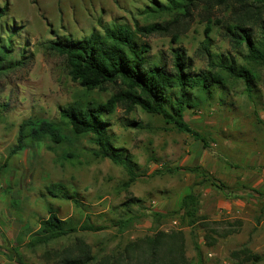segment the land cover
Wrapping results in <instances>:
<instances>
[{
  "label": "rangeland",
  "instance_id": "rangeland-1",
  "mask_svg": "<svg viewBox=\"0 0 264 264\" xmlns=\"http://www.w3.org/2000/svg\"><path fill=\"white\" fill-rule=\"evenodd\" d=\"M151 2L0 0V8L8 6L6 16L0 19V46L11 41L10 59L19 61L25 57L22 67L0 77V199H17L8 203L1 200L4 207L1 213L5 219H0V225L5 223L14 227L22 222L28 224L27 229L36 230L39 221L48 217V209H54L61 218L72 217L74 226L84 224L104 228L97 232L79 230L34 252L26 247L30 239L26 233L12 239L9 245L6 242L2 245L1 238L6 237L0 232V264H18V255L25 264H54L53 252L72 248L76 238L91 246L95 257L91 264H111L131 241L158 231L174 233L181 230L186 238L187 257L193 263L199 261L195 243L202 248L203 264H234L231 253L245 243H250L251 249L264 257V241L256 239L257 232L249 225L243 227L241 236L235 235L233 239H218L217 234L209 232L218 240L212 249L206 246L205 231L200 225L182 227L179 221L176 226L172 218H167L190 188L199 193L201 199H210L204 201L202 212L211 221L216 219L218 209L214 199H264V189L256 190L251 183L245 184L247 189L243 190L250 194L241 198L240 193L225 192L203 183L208 178L215 180L217 185L230 187L228 181L236 177L231 172L233 166L241 168L234 169L240 174L242 167L257 156L251 145L255 147L254 142L259 140L257 145L264 150V66L257 70V105L250 102L243 83L233 85L229 82V86L218 91L209 105L186 111L185 121L196 136L181 132L166 124L160 116L148 115L141 109L127 114L124 108L118 107L113 115L106 116L114 146L124 149L138 166L140 178L130 188L124 187L129 178L124 168L108 159L95 158L89 150L96 146L89 138L78 142L67 131L71 143L56 148V152L46 149V144L53 145L50 142L32 143L27 139L26 149L8 158L17 145L23 121L46 119L58 123L61 110L84 96L85 90L69 77L65 58L47 51L49 42L68 36L82 40L94 29L103 33V25L133 27L135 19L142 25L168 21V17H155L156 20L149 17L146 21L143 12ZM229 16V11L217 10L219 20H226ZM206 26L207 23L201 22L196 15L190 31L179 44H174L170 37L139 40L148 47V57L169 69L173 65L172 50L184 47L192 60L194 73H198L209 69L207 56L198 54L205 39ZM224 31L221 24L211 26L210 49L216 56L214 60L231 57L246 64V50L233 51L223 37ZM255 31L257 38L261 39V33ZM112 93L95 91L88 99L106 102ZM67 151H74L75 158L63 160L61 157ZM198 168L208 174L206 178L201 170L198 173L191 171ZM53 183H63L66 190L75 194L84 205L53 196L49 191ZM258 193L260 197L256 196ZM7 206L10 213L6 212ZM155 212L166 217L154 220ZM249 212L253 213L252 210ZM121 222H125V226L120 225ZM211 228L221 234L227 227L214 225ZM46 251L51 253L49 257L45 255ZM257 264H264V259Z\"/></svg>",
  "mask_w": 264,
  "mask_h": 264
},
{
  "label": "trees",
  "instance_id": "trees-1",
  "mask_svg": "<svg viewBox=\"0 0 264 264\" xmlns=\"http://www.w3.org/2000/svg\"><path fill=\"white\" fill-rule=\"evenodd\" d=\"M217 10L229 11L230 16L221 21L216 17ZM7 11L8 6L0 8V19L6 16ZM143 14L146 15V21L149 17L170 19L166 22L154 21L144 25L135 19L133 27L103 25V33L94 29L82 40L68 36L58 37L49 42L47 51L65 58L69 77L72 82L83 88L86 94L61 110V119L58 123L46 119L23 121L19 128L17 145L8 158L23 152L27 139L32 143L50 142L54 146L46 144V149L56 152V148L71 143L70 137L65 133L67 131L78 139V142L83 138H89L96 146L95 149L89 150L95 158L108 159L124 168L129 177L124 187L130 188L140 178L137 173L138 166L124 149L114 146L109 133V123L105 120V117L113 115L118 107L124 108L127 114L141 109L148 115L160 116L166 124L196 136L185 121L186 111L209 105L218 91L229 86V82L233 85L243 83L250 102L257 105L259 94L257 70L258 67L264 66V0H152L151 6L147 7ZM196 15L201 22L207 23L205 39L198 54L209 59L208 70L194 73L192 60L184 47L172 50V69L148 57V47L140 43V38L170 37L174 44H179L182 37L190 31ZM98 22L102 25V20ZM215 24L222 25L225 30L223 37L228 40L233 51L240 53L246 50V64H240L231 57H219L218 60H214L216 56L212 54L210 44L211 26ZM255 29L261 33V39L257 38ZM11 54V41L0 46V77L25 64V57L13 61L10 59ZM95 91L113 93L106 102L99 103L88 99L89 94ZM61 158L73 159L75 152L67 151ZM200 170L198 168L191 171L198 173ZM201 171L206 178L208 174L204 170ZM238 182L235 186L228 187L224 184L217 185L215 180L208 178L203 181L211 188L230 193L247 189L246 183ZM49 191L57 198L77 205L83 204L75 194L66 190L63 183L51 184ZM133 201L142 202L138 199ZM203 203L201 195L190 188L177 202L174 213H168L167 218H172L177 224L180 221L182 227L200 225L205 231L206 246L214 249L218 240L213 239L209 232L217 234L218 239L227 238L240 232L242 221H211L202 212ZM48 211V217L39 221L38 230L31 234L26 244L33 252L38 248H46L79 230L97 232L104 229L84 224L74 226L72 217L65 220L60 218L54 209ZM163 217L166 216L160 212L154 213V220ZM122 224L125 226V222L120 223ZM214 225H226L227 228L220 234L217 229L211 228ZM195 249L198 263L189 261L187 257L183 230L174 233L158 231L129 242L111 264H203L202 248L198 243H195ZM50 254L46 251L45 255L49 257ZM53 254L56 258L54 264H91L95 258L91 246L81 238L75 239L72 248L54 251ZM231 258L235 261L234 264L247 262L257 264L262 261V257L251 250L249 243L233 251ZM17 263L25 264L20 255Z\"/></svg>",
  "mask_w": 264,
  "mask_h": 264
},
{
  "label": "crops",
  "instance_id": "crops-1",
  "mask_svg": "<svg viewBox=\"0 0 264 264\" xmlns=\"http://www.w3.org/2000/svg\"><path fill=\"white\" fill-rule=\"evenodd\" d=\"M259 140L255 141L254 144L256 146L254 147L251 145V147L256 151V155L253 160H249L248 164H246L245 167H242L243 170H241L240 174L234 171V168L231 169V172L233 171L236 175V177H241L240 180H237L236 177L230 178V187H233L236 185L238 181H241L242 183L250 184L252 188L258 190L260 188L264 189V150L259 149ZM258 144V145H257ZM258 146V147H257ZM241 196H247L250 194L247 192L240 191ZM256 196L260 197V193L256 194ZM1 200L6 202H16L17 199H0V219L4 220L5 218L2 215V210H4V207L1 206ZM204 201L210 200V199H203ZM214 205L217 206V211L215 213L216 219L214 221H221V220H229L231 222L235 220L242 221L241 230L239 233L232 234L228 236L226 239H233V236L238 235L241 236L244 231L243 227L245 225H249L252 227V231L257 232L256 239L264 241V199H214L213 200ZM6 208V207H5ZM251 208V209H248ZM252 210L253 213L250 214L249 211ZM6 212L10 213L9 207L7 206ZM224 215L225 218H218L220 216ZM61 218V217H60ZM70 217H65L62 219H68ZM25 219V217H24ZM3 222V221H2ZM5 224V223H2ZM0 225V232L5 234L6 238H1L3 244L6 242V244H10L11 240L18 237L20 234L27 235L28 238H30L31 234L38 230V227L36 230H32L30 228L27 229L28 224H16L14 227H10L9 225ZM35 228V227H34ZM253 233V232H252ZM1 242V243H2ZM250 244V243H249ZM251 248V247H250ZM252 250V249H251ZM253 251V250H252ZM254 252V251H253ZM256 254H259L257 252H254ZM262 257V256H261ZM264 259V257H262Z\"/></svg>",
  "mask_w": 264,
  "mask_h": 264
},
{
  "label": "built area",
  "instance_id": "built-area-1",
  "mask_svg": "<svg viewBox=\"0 0 264 264\" xmlns=\"http://www.w3.org/2000/svg\"><path fill=\"white\" fill-rule=\"evenodd\" d=\"M177 226V222H173Z\"/></svg>",
  "mask_w": 264,
  "mask_h": 264
}]
</instances>
